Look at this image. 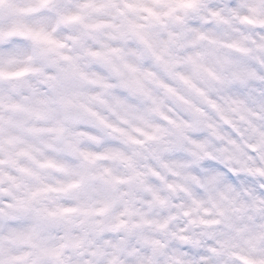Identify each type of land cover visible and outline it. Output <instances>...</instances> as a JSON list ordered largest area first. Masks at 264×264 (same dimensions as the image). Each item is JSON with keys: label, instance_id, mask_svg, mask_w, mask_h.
<instances>
[{"label": "clouds", "instance_id": "1", "mask_svg": "<svg viewBox=\"0 0 264 264\" xmlns=\"http://www.w3.org/2000/svg\"><path fill=\"white\" fill-rule=\"evenodd\" d=\"M0 264H264V0H0Z\"/></svg>", "mask_w": 264, "mask_h": 264}]
</instances>
